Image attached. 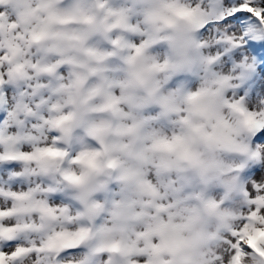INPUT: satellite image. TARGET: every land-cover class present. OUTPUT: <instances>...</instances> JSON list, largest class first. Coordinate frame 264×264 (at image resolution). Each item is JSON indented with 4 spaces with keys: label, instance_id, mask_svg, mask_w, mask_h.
<instances>
[{
    "label": "clouds",
    "instance_id": "obj_1",
    "mask_svg": "<svg viewBox=\"0 0 264 264\" xmlns=\"http://www.w3.org/2000/svg\"><path fill=\"white\" fill-rule=\"evenodd\" d=\"M261 56L264 0H0V264H264Z\"/></svg>",
    "mask_w": 264,
    "mask_h": 264
},
{
    "label": "snow or ice",
    "instance_id": "obj_2",
    "mask_svg": "<svg viewBox=\"0 0 264 264\" xmlns=\"http://www.w3.org/2000/svg\"><path fill=\"white\" fill-rule=\"evenodd\" d=\"M238 12V15L236 16H232L231 17V22L236 23V26L239 27V21L240 19L243 17L244 12L237 9L236 10ZM248 11H252V9H248ZM224 23H230L229 21H225ZM249 47H251L253 49L254 52L259 51L258 48L255 45H249ZM261 59H264V56L260 57ZM0 119H2V117H0ZM257 142L260 143H264V132H261L257 137H256ZM262 153H264V149L261 150ZM261 164L264 165V157H262L261 159ZM257 175H259V172H257ZM12 247V242H9L6 246H5V250H9ZM16 255H19V252H15L13 253V257H15Z\"/></svg>",
    "mask_w": 264,
    "mask_h": 264
}]
</instances>
